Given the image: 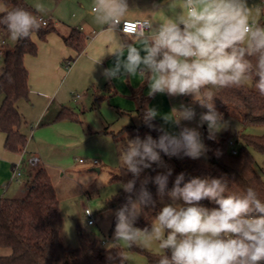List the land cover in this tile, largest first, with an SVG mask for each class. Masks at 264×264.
I'll return each instance as SVG.
<instances>
[{"label":"clouds","instance_id":"obj_1","mask_svg":"<svg viewBox=\"0 0 264 264\" xmlns=\"http://www.w3.org/2000/svg\"><path fill=\"white\" fill-rule=\"evenodd\" d=\"M131 9L129 0H93L98 26L115 35L123 24V33L134 38L133 43L117 39L112 53L95 59L94 66L105 55L115 58L114 65L102 72L106 80L139 75L147 79L150 97H193L207 109L199 115L198 127L207 125L210 140L227 127L215 108V90L241 87L254 79L264 96V25L255 19L259 7H250L247 0H163L129 24ZM36 11L46 10L37 4ZM0 24L7 27L10 39L18 41L39 31L42 18L22 7H0ZM158 114L155 108L143 113L144 124L158 131V138L137 136L118 150L121 167L132 176L123 190L133 193L137 181L140 188L114 213L113 245L123 242L132 248L155 242L164 253L157 264H264V200L251 187L229 194L227 177L206 175L185 182V174L179 173L167 192L171 203L159 209L150 228L134 226L145 209L156 205L147 185L157 186L162 202L173 175L168 168L142 177L154 164L161 166V153L196 160L207 151L198 127L181 126L182 121L196 119L192 107L181 105L164 117L180 127L178 133L157 128L153 121ZM203 200L216 206L206 207ZM120 257L123 264L127 258Z\"/></svg>","mask_w":264,"mask_h":264},{"label":"trees","instance_id":"obj_2","mask_svg":"<svg viewBox=\"0 0 264 264\" xmlns=\"http://www.w3.org/2000/svg\"><path fill=\"white\" fill-rule=\"evenodd\" d=\"M0 7L8 9L22 7L43 17L26 0H0ZM258 22L264 25V18L262 17ZM0 30L8 31L7 27L2 24H0ZM53 31H59V27L52 19H48L46 24L42 22L41 29L34 34L40 39H45ZM33 35L16 41L13 47L6 49L0 75V92L3 94V101L0 105V132L6 135V149L19 154L25 152L28 136L21 130L22 115L17 104L21 100H28L31 92L25 57L35 56L38 53V45L33 40ZM63 38L77 53H81L87 44L83 33L75 27H70L69 32L63 35ZM250 82V85L233 87L230 90L231 93L225 90L226 94H230L232 98L235 97L237 101L225 105L227 109H225L224 116L235 115L242 128L235 133H225L221 137H216L215 140L208 139V132L205 133L207 164L197 159L169 157L161 153V156L169 157L176 164V170L169 179L164 195L171 191L176 175L183 172L185 182L193 177L206 175L227 177L231 181L229 194H242L251 187L264 200V166L258 164L254 154L258 152L264 156V134L256 135L245 132V128L249 125H264V96L256 90L255 80L251 79ZM134 97L138 104L136 112L141 124L129 125L125 129H135V134L148 131L154 139L158 138L160 133L150 129L143 122V113L148 108L149 97L141 92H135ZM97 108V105H93L90 109ZM80 116L71 107L64 106L59 110L54 121L63 119L80 121ZM153 124L157 128H162L156 119ZM102 132L109 131L105 128ZM233 146L238 149L236 154L233 153ZM21 169L24 174H28L27 195L24 198L2 197L0 199V247L11 250L10 254L0 256V264H121L120 255L124 256L121 247L104 246L96 238L84 234L81 230L79 231V245L77 247L66 245L61 236L63 216L60 200L48 170L36 154H29L22 163ZM158 172L163 171L151 168L145 170L142 177L155 176ZM130 179H132L131 174H126L122 167L112 178L122 186ZM139 188V181L136 183L135 191L131 194L126 193L122 187L110 206L120 208L127 202L129 196L135 198ZM147 188L156 201V205L155 208L145 209L136 221L135 225L141 229L150 228L156 213L161 208L158 203L160 197L157 186L149 183ZM200 203L208 206L213 204L208 200ZM161 255L163 254H148V264H157Z\"/></svg>","mask_w":264,"mask_h":264},{"label":"rangeland","instance_id":"obj_3","mask_svg":"<svg viewBox=\"0 0 264 264\" xmlns=\"http://www.w3.org/2000/svg\"><path fill=\"white\" fill-rule=\"evenodd\" d=\"M27 1V0H26ZM263 0H255L254 6L260 8ZM28 2V1H27ZM248 2V1H247ZM248 4H250L248 2ZM252 7L251 5H249ZM261 9V8H260ZM255 16V13H254ZM264 18L261 10L255 19L259 21ZM12 41V39H11ZM9 44H12L10 42ZM10 46V45H9ZM250 85V80L247 81ZM232 88L215 90L214 101L216 110L223 114L227 127L217 134L221 137L225 133H235L241 130V123L235 115L224 116L226 104L237 101L235 97L226 94ZM100 91L98 92V94ZM103 94V92L101 93ZM226 94V95H225ZM170 108H179L181 105L192 107L196 113L193 121H182L181 126L198 127L199 115L207 109L191 96H176L168 98ZM36 101L31 93L28 106L34 107ZM221 106V107H218ZM77 111L81 116L80 121L63 119L54 121L55 113L50 110L45 116H39V107L28 108V151L36 152L43 166L48 170L55 186L63 216L61 236L66 245L77 247L79 245V231L96 238L100 244L106 241L104 246H119L127 258L124 264H148V254H164L158 244L152 242L147 246H134L128 248L123 242L113 245V235L116 225L115 211L119 207L110 206L113 198L120 192L122 184L112 180L118 174L121 164L118 159V150L129 139L139 136L141 139L151 135L148 131L135 134V129H125L129 125L141 124L140 117L136 111L131 114H118L112 108L104 104L103 108ZM161 117H156L162 128L170 133H178L181 129L172 122H165L164 117L169 115V109ZM108 120L107 130L103 118ZM201 138L205 144V133L207 125L198 127ZM245 132L263 135L264 125H249ZM35 154V153H32ZM257 162L264 166V156L254 152ZM161 166L153 165L159 171L171 168L176 170L175 162L164 155L161 156ZM207 164V154L200 159ZM97 161V163H95ZM148 170V169H146ZM28 174H24L20 181L14 179L6 196L24 198L27 195ZM20 189H23L21 192ZM19 191V193L17 192ZM17 192V193H16ZM160 207L171 203L168 195L158 201ZM212 208L216 205H205ZM89 208L95 218V223L90 225L85 210ZM137 227L136 225H134Z\"/></svg>","mask_w":264,"mask_h":264},{"label":"crops","instance_id":"obj_4","mask_svg":"<svg viewBox=\"0 0 264 264\" xmlns=\"http://www.w3.org/2000/svg\"><path fill=\"white\" fill-rule=\"evenodd\" d=\"M27 1L34 8L37 4H42L46 10L41 13L42 16L52 19L59 27V31L50 32L45 39H40L34 34L33 40L38 45V53L35 56L27 55L25 57V64L29 72L30 93L36 101V105L29 107V99L21 100L17 104L22 115L21 130L24 134L28 136V108L31 110L36 106L39 107L38 117L45 116L50 110L55 113L54 117H56L64 106L71 107L77 112L87 111L93 105H99V108L102 109L106 104L118 114H131L136 111L138 105L134 97L135 92H141L149 97L147 106L158 111L157 117H161L167 111L166 108L169 109V115L171 114L172 110L168 100L170 96L156 94L150 97L146 78L137 75L131 78L106 80L102 72L105 68L114 65L115 58L113 56L105 55L102 63L94 66L95 59L115 50L117 39L125 43H133L134 38L125 35L118 28L114 35L98 26L92 15L93 0ZM247 1L250 3L249 5L254 6L255 0ZM162 2L163 0H129L132 9L126 19H140L151 11L154 5ZM70 27L79 29L86 38L87 44L81 53H77L63 38V35L69 32ZM10 42L12 44H9ZM15 42L11 41L8 31L0 30V75L2 74L5 51L9 47H13ZM144 54L141 52V55ZM102 92L103 94H101ZM2 101L3 94L0 92V105ZM103 123L106 128L108 120L105 117ZM5 139L6 135L0 132V199L9 197L6 195L12 181L14 179L20 181L24 175L21 169L22 163L29 154H36V152L28 151V143L24 153L11 152L5 147ZM18 164L19 169H16ZM17 170L21 172V175L16 174ZM20 191L22 192L23 189ZM17 192L19 193V191ZM15 195L10 198H16ZM10 253L9 248L0 247V256Z\"/></svg>","mask_w":264,"mask_h":264},{"label":"built area","instance_id":"obj_5","mask_svg":"<svg viewBox=\"0 0 264 264\" xmlns=\"http://www.w3.org/2000/svg\"><path fill=\"white\" fill-rule=\"evenodd\" d=\"M260 8H261L262 11H264V0L261 2V4H260ZM41 18H42V22H43V24H46L47 21H48V19H46V18H44V17H41ZM126 20H127V23L132 24V23H135L138 19H126ZM123 27H124L123 24H120V25L118 26V29H119L122 33H123V31H122ZM231 143L233 144V141H231ZM232 149H233V153H234V154H236V153L238 152V149H237L235 146H233ZM95 163H97V161H95ZM16 169H19V164L17 165ZM16 174H17V175H21V172L17 170V171H16ZM89 213H90V214H89ZM85 214H86V216L88 217V223H89L90 225L94 224V223H95V218H94V214H93V212H92L89 208H87V209L85 210ZM101 243H102V245H105V244H106V241H102Z\"/></svg>","mask_w":264,"mask_h":264}]
</instances>
